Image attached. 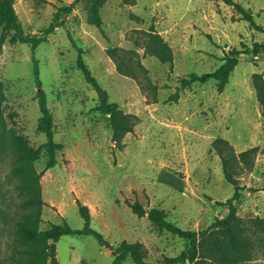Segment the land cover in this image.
<instances>
[{"label": "rangeland", "instance_id": "obj_1", "mask_svg": "<svg viewBox=\"0 0 264 264\" xmlns=\"http://www.w3.org/2000/svg\"><path fill=\"white\" fill-rule=\"evenodd\" d=\"M73 1L16 0L15 7L27 32L42 33L57 7ZM235 1L250 9L264 27V0ZM101 16L103 23L97 26L90 0H81L65 16L64 25L34 51L30 44L6 41L0 52L8 127L23 134L34 148L47 141V135L37 130L41 89L53 113L54 140L63 144L54 167L46 168L45 153L36 161L44 172L41 228L64 219L73 228H82L78 199L89 205L91 226L104 238L62 236L56 243L60 264H112L111 246L124 240L143 242L146 260L156 264L177 256L188 242L159 229L147 216L139 217L128 202L138 200L148 209L157 208L180 227L196 231L225 216L224 202L234 195L235 186L225 179L220 156L212 147L219 136L238 151L259 147L254 167L239 174L244 189L236 204L254 242L250 264H264V227L252 221L264 217V115L254 86L255 73L264 78V31L240 19L225 0H136L135 4L107 0ZM152 27L172 47L173 61L162 62L146 50ZM257 43L261 46L256 52ZM111 47L118 49L138 79L118 71L117 61L107 52ZM79 49L110 100L139 117L122 148L112 141L108 115L94 109L99 99L77 66ZM33 56L39 64L40 87ZM228 56L235 66L224 91H218L217 80L211 78L181 89L177 101L168 100L181 79L192 72L213 71ZM13 155L8 146L6 155L0 156V186L8 200L19 198L11 175ZM16 209L11 205L6 212ZM7 228L0 232V259L8 254ZM123 264L136 263L128 257Z\"/></svg>", "mask_w": 264, "mask_h": 264}, {"label": "trees", "instance_id": "obj_2", "mask_svg": "<svg viewBox=\"0 0 264 264\" xmlns=\"http://www.w3.org/2000/svg\"><path fill=\"white\" fill-rule=\"evenodd\" d=\"M81 0H74L69 5L57 7L53 20L42 33L27 32L16 11V0H0V52L6 41L12 44H30L33 51L42 42L46 41L57 27L64 25L65 16L71 13ZM240 14V19L250 22L256 30L264 31V27L257 24L253 13L242 3L235 0H225ZM107 0H90V13L93 23L101 26L103 23L101 9ZM124 4H135L136 0H122ZM260 44H255L254 51H258ZM146 50L156 56L162 62H171L174 58L173 49L161 34L152 27L148 32ZM107 52L117 61V69L121 74L138 79L137 74L119 56L118 49L111 47ZM82 49H79L77 66L83 71L86 80L95 88L99 103L94 108L108 115L112 130V141L116 147L124 146V138L134 131L138 123V115L122 109L118 103L110 100L108 91L100 84L85 62ZM236 53V52H235ZM238 53V52H237ZM34 76L38 87L42 82L38 60L33 56ZM139 66L147 72V68L139 62ZM235 63L231 56L215 70L198 74L190 73L181 79L177 91L168 98L169 101H177L179 91L193 83H206L211 78L217 80L218 91H224ZM254 86L257 97L262 106L264 115V78L261 73L254 74ZM156 88V85L154 86ZM5 84L0 78V156L6 155V148L13 150L11 175L14 179V189L18 199L6 197V192L0 186V222L1 231L11 234L8 242V254L0 259V264H60L56 243L67 234L94 235L103 241V235L91 226V210L89 205L78 199V209L84 220L82 228H73L65 219L61 224H51L49 228H41L43 221V208L46 204L43 198L41 177L44 172L36 167V161L43 153L47 155L46 168L54 167L57 162V153L63 148V144L54 140V117L48 107L46 95L40 89L37 97L40 103L41 116L38 120L37 130L47 135V141L36 148L30 145L28 139L14 128L8 127L3 113L5 101ZM212 147L220 156L225 179L235 186L234 195L226 202L228 212L223 217H217L210 226L196 231L184 229L177 223L168 219L164 211L157 208H146L140 201H129L128 205L139 217L147 216L159 229L177 235L188 242V245L177 256L165 257L162 264H250L253 259V239L244 220L237 214V200L244 186L240 184L239 174L242 170L254 167V161L259 147L254 146L242 151L226 138L217 137L212 142ZM14 205L17 209L12 214H7L6 207ZM10 222H9V221ZM253 223L264 227V217L254 218ZM9 222V223H8ZM8 224V226H7ZM114 256L112 264H123L130 257L136 264H156L146 260L147 247L141 241H122L117 246H111Z\"/></svg>", "mask_w": 264, "mask_h": 264}]
</instances>
